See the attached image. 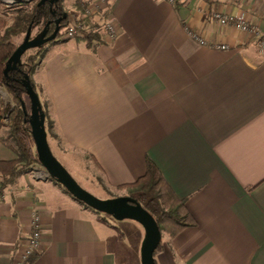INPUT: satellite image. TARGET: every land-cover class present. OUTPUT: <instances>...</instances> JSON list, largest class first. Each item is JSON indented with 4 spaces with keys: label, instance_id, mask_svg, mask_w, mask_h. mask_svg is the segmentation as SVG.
I'll return each instance as SVG.
<instances>
[{
    "label": "crops",
    "instance_id": "1",
    "mask_svg": "<svg viewBox=\"0 0 264 264\" xmlns=\"http://www.w3.org/2000/svg\"><path fill=\"white\" fill-rule=\"evenodd\" d=\"M175 1L104 0L115 39L45 43L36 92L61 142L87 155L107 191L143 176L149 160L185 200L196 224L162 232L156 264H264V55L254 35L211 18L245 13L264 32V3ZM3 135L0 125V159L16 158ZM36 168L0 188V264H11L33 215L43 239L25 264H141L137 221L85 206Z\"/></svg>",
    "mask_w": 264,
    "mask_h": 264
},
{
    "label": "trees",
    "instance_id": "2",
    "mask_svg": "<svg viewBox=\"0 0 264 264\" xmlns=\"http://www.w3.org/2000/svg\"><path fill=\"white\" fill-rule=\"evenodd\" d=\"M62 1L16 0L13 4L16 13L10 24H7L8 14L0 12V86L5 87L14 103L7 113V136L5 137L7 139L1 137V140L17 155L16 158L9 160L0 159V188L4 184L11 183L17 175L32 166H41L28 122L30 102L29 99V103L26 101L28 97L25 82L28 81L36 91L32 76L36 72L38 59L45 44H39L26 50L16 61L12 62L10 68H7V63L19 44L15 42V39L22 38L23 41L28 30H30L29 38L36 37L43 30L46 32L45 36H49L56 27L55 20L63 16L58 23L59 31L56 38L51 41L60 38V31L69 19V13L63 7ZM88 4H90L88 0H77L76 7L83 12ZM84 20L88 22L87 18ZM85 38L90 42L92 39H99L100 36L97 32H88ZM30 50L32 52L27 54ZM22 103L25 105L26 114L21 107ZM40 103L45 115V124L48 127V114L43 103ZM2 110L3 101L0 98V125L4 126ZM49 178L55 181L50 176ZM117 188L125 189V196L135 199L152 215L161 233L173 237L184 228L196 224L185 206V200L172 191L159 170L149 160L143 176L133 183L119 185ZM160 243L161 240L155 251Z\"/></svg>",
    "mask_w": 264,
    "mask_h": 264
},
{
    "label": "water",
    "instance_id": "3",
    "mask_svg": "<svg viewBox=\"0 0 264 264\" xmlns=\"http://www.w3.org/2000/svg\"><path fill=\"white\" fill-rule=\"evenodd\" d=\"M44 1L45 0H42V2ZM51 1L56 2L58 0ZM61 18H63V16ZM61 18L55 20L56 27L49 36H45L46 32L43 30L36 37L29 38L30 30H28L23 41L17 45L16 49L10 56L7 63V68H10L12 62L16 61L26 50L55 39L59 31L58 23ZM47 26L48 24L45 26V28ZM25 91L30 102L28 118L30 131L34 140L38 159L43 169L74 199L87 205L88 207L111 215L117 220L130 218L137 221L144 230V236L141 242L140 250L141 264H155L154 251L161 240V232L152 215L133 198L120 196L109 199H100L81 187L53 155L47 140L45 115L41 107L39 96L28 81L25 82ZM21 107L26 114L24 103L21 104Z\"/></svg>",
    "mask_w": 264,
    "mask_h": 264
},
{
    "label": "built area",
    "instance_id": "4",
    "mask_svg": "<svg viewBox=\"0 0 264 264\" xmlns=\"http://www.w3.org/2000/svg\"><path fill=\"white\" fill-rule=\"evenodd\" d=\"M16 0H2L6 4H14ZM175 3V0H169ZM264 3V0H259ZM109 7L104 3V0H94L88 4L83 12L73 11L69 14V19L66 25L60 31V37L63 39H71L78 36H83L88 32H97L102 34V38L107 42H112L116 37L115 22L108 16ZM97 19H96V18ZM88 18L90 22L86 24L83 19ZM93 18V19H91ZM211 18L219 26H233L241 32H247L257 38V48L259 53L264 55V32L247 18L245 13L233 16L218 10L211 12ZM188 35L201 45H208L209 41L196 29L188 28ZM216 49H227L226 44H212ZM33 175L43 179L49 177L48 173L42 169H34ZM40 217L33 215L32 230L28 237L23 239L17 248L11 264H25L26 260L33 254L40 252L43 234L40 230Z\"/></svg>",
    "mask_w": 264,
    "mask_h": 264
},
{
    "label": "rangeland",
    "instance_id": "5",
    "mask_svg": "<svg viewBox=\"0 0 264 264\" xmlns=\"http://www.w3.org/2000/svg\"><path fill=\"white\" fill-rule=\"evenodd\" d=\"M77 0H65L64 6L66 7V11L70 14L73 11H78L76 8ZM70 6H75L71 8ZM0 12H6L7 16V24L12 22V18L16 13V8L13 7V4H6L0 0ZM61 36V35H60ZM61 38V37H60ZM15 42L21 43L22 38L15 39ZM50 42V41H49ZM32 50L28 51L31 53ZM41 96L42 103L46 104V99L44 96ZM0 98L3 101V124L4 127L7 125V113L9 109L14 105L11 95L7 92L5 87L0 86ZM28 102V98L26 100ZM29 103V102H28ZM46 106V105H45ZM49 122L48 127L45 124L46 131L48 132L47 140L50 146V149L53 155H56L59 159L62 160L63 166L69 172V174L77 181V183L83 187L85 190L89 191L94 196L100 199H109L114 197H120L126 195L125 189H111L107 191V189L102 184V179L97 176V173H94L90 168V160L85 153L80 150L73 149L67 145H64L59 136L56 134L55 127H53V122H51V116H48ZM7 128V127H6ZM6 136L3 135V138ZM7 139V138H5ZM7 141V140H6ZM127 219L126 221H135L131 220L130 218H124L123 220ZM133 223V222H132ZM138 223V222H134ZM140 225V224H138ZM142 227V226H141ZM144 236V235H143ZM143 240V238H142ZM141 240V242H142ZM141 242L138 243V253L140 254L141 250ZM132 246V245H131Z\"/></svg>",
    "mask_w": 264,
    "mask_h": 264
}]
</instances>
